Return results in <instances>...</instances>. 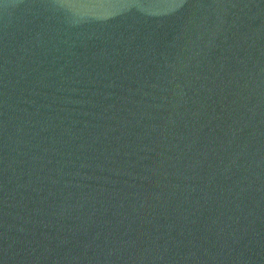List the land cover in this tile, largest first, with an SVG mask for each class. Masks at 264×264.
<instances>
[{
    "label": "water",
    "instance_id": "95a60500",
    "mask_svg": "<svg viewBox=\"0 0 264 264\" xmlns=\"http://www.w3.org/2000/svg\"><path fill=\"white\" fill-rule=\"evenodd\" d=\"M0 264H264V0H0Z\"/></svg>",
    "mask_w": 264,
    "mask_h": 264
}]
</instances>
